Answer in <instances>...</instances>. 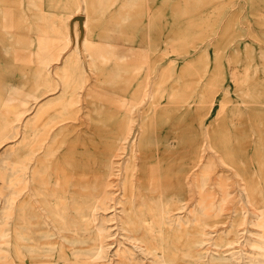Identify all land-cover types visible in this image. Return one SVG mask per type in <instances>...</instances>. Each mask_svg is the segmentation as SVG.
Wrapping results in <instances>:
<instances>
[{
	"label": "rangeland",
	"instance_id": "374dc122",
	"mask_svg": "<svg viewBox=\"0 0 264 264\" xmlns=\"http://www.w3.org/2000/svg\"><path fill=\"white\" fill-rule=\"evenodd\" d=\"M16 1L7 0L6 13H0L2 97L9 94L8 84L23 85L25 81V77L22 78L23 71L28 74L38 71L39 64L35 53L39 45V34L53 38L52 41L50 38L47 40L54 46L53 48L63 47L62 59L65 53L72 51L76 45L71 30L73 27L70 28L71 44L67 41V31L64 27L67 22L66 16L75 10L74 0H34V4L31 5L29 0ZM107 1L106 10L91 20L89 32L91 42L93 41L96 46L99 44L104 46L106 55L102 60L92 63L88 58L87 51L82 45L84 30L81 21L78 22V50L82 66L80 71L87 77L84 76L85 80L79 88L78 102L75 101L73 107L69 108H73L70 110L71 117L68 119L58 117V125L54 126L55 132L60 130V133H57L58 140L54 142L53 177L60 175L65 181L64 173L67 174L68 179L71 178V182L69 181L71 187L76 186L75 181H81L84 184L82 186L86 187L82 189L83 192L92 198V180L99 176L103 164L100 156L110 146L118 128L122 127L121 131H125L123 129L130 118H135L138 130V121L144 119L145 131L142 132L141 140L143 148L139 157V167L146 178L144 181H147L146 175L153 171L156 175H159V172L160 179L163 177L164 180L174 174L172 187L178 195L177 206H182L175 212L188 216L191 220L184 225L183 237L176 244L177 263L260 264L255 260H249V257L257 256L263 260L261 264H264V255L258 247V243L261 242L259 240L264 239V0ZM0 6L4 7L2 4ZM79 12L81 16L84 13L81 10ZM42 13L48 17L43 22L39 19ZM51 24L56 27L48 29ZM55 39L62 41L59 43L60 41ZM54 40L58 43L53 42ZM57 64H60V60ZM57 64L53 65L52 73L55 72ZM204 64L208 66L207 70ZM151 65L156 66L151 75L155 84L148 85L147 94L141 97L142 84L146 81ZM170 70L174 76L168 79L167 74ZM180 72L183 81L173 92L167 87L164 91L163 86L177 78ZM31 76L28 77L25 90L35 92L34 77ZM41 90L45 91L46 87H41ZM59 93L58 90L41 93L39 100L46 101ZM213 95L215 98L210 101ZM187 100L192 101L191 110L188 112L183 105ZM151 102H154L151 106H155L156 110L149 107ZM13 103L11 106L0 105V142L4 138L2 131L6 130L9 122H12L11 119L16 112L24 108L20 101ZM222 103L226 104L222 112H227L228 115L221 114V117L223 115L222 118L226 119L225 121L220 119V126L212 135L218 150L210 145L207 128L208 124L211 125L216 120ZM142 106L147 109L144 118L139 119L137 114ZM34 108L33 104L31 111L27 113L28 117ZM161 110L164 116L161 115ZM55 111L57 106L48 109L50 115ZM44 122L41 124L44 125ZM237 132L241 134H238V139ZM62 133L68 134L62 137ZM232 133L236 134L233 136ZM8 134V138L0 143V159L2 157L5 160L9 159L11 145L18 138L12 136L11 131ZM160 141L161 144L158 143ZM222 143L225 146L221 145ZM167 144L170 145L166 146ZM66 148H70L71 151ZM128 149L127 155L130 153V146ZM160 152L162 154H159ZM222 153L226 157H221ZM89 156H93V159ZM7 163L6 161L0 163V170H7L9 168ZM167 163L171 165H165ZM79 173H82V176ZM2 185L3 183H0V189ZM205 199L207 202L214 201L215 205H210L211 208L204 205ZM196 209L202 219L192 221ZM233 219H236L237 234L233 231L228 232ZM140 232L138 231L139 235ZM205 232H209L210 236L208 237ZM222 233L225 237L224 242L239 236L233 244L219 247L214 244V239ZM48 234H43L40 239V242L43 241L42 246H48L51 241L58 244L62 240L60 234L52 235L56 237L55 239ZM89 234L88 242L75 246L65 243V246L59 247L65 248L67 258L75 260L76 256L70 254L72 248L84 250L96 244V233H87ZM200 238L205 239L199 243ZM11 239V236L0 238V244L6 245L3 242ZM223 250L224 254L240 250L245 252L243 255L246 258L218 263L207 261L200 255L204 251L218 253ZM46 256L47 259L44 258ZM115 257L114 254L111 255V264H116L112 261ZM10 258L11 256L0 258V264H16ZM145 259L147 264H161L152 262L149 258ZM64 261L61 254L54 250L46 253L29 252L23 264H64ZM107 263L108 257L93 262Z\"/></svg>",
	"mask_w": 264,
	"mask_h": 264
},
{
	"label": "bare ground",
	"instance_id": "6f19581e",
	"mask_svg": "<svg viewBox=\"0 0 264 264\" xmlns=\"http://www.w3.org/2000/svg\"><path fill=\"white\" fill-rule=\"evenodd\" d=\"M6 1L7 0H0V5H4V7L0 6V9L2 8V10H0V13H6ZM34 2V0H29L30 5L34 4ZM74 2L75 10L70 12L66 16L67 22L64 26L67 31L66 38L68 42H70L71 38L70 28L73 27V29L71 28V30H73L72 33L74 35V41L76 43L73 50L70 52H66L65 57L62 59L61 54L63 53V47L61 49H59V47L56 49L53 48L54 46L52 44L50 45L49 41H47L50 37L47 38L48 35L39 34V45L35 53L38 59L37 63L39 64L37 69L38 71L33 74H28V72L23 71L22 78L25 77L23 85L17 86L16 84H8V96L2 97L0 95V105L6 106L14 104L13 102L20 101L24 106V108L16 112V115L11 119L12 122H9V125H7L8 127L6 128V130L2 131L4 138L1 139V142H3L4 139L8 138V132L10 131L12 132V136L18 138H16L14 143L11 145L9 151V159L5 160L4 157L0 159V163L6 161L9 165V168L7 170H0V183H3V185L1 186L2 188L0 189V219H5V221L2 219L3 221L0 222V238L5 239L6 237H12L11 241L6 240V242H3L6 243V245L0 244V258L11 256L10 259H12L13 262H15L16 264H23L24 259L29 252L46 253L54 252V250H57L58 253L61 254V256L65 259L64 264H93L94 261L102 257H108L107 264H111L110 259L111 255L113 254L116 257L112 259V261L116 262V264H147V259L145 258H149L152 262H158L161 264H178L176 260V244L183 237L182 230L184 225L190 223L191 220L188 216L175 212L176 209L182 208V206H177L178 195L176 192H174L172 187V177L174 174L172 175V177H169L170 175L167 176L164 180L163 177H161L160 179L161 174L159 172V175H156L154 173L155 171H153L146 175L148 178L147 181H144V179L146 178L143 177L142 171L140 170L141 168L139 167V157L140 150L141 148H143L141 143V140H143L142 132L145 131L143 115L145 114L147 107L142 106L137 114L139 119H143L138 121L139 129L136 130V124L134 122L135 118H130L129 122L123 129L125 131H121L122 127H119L117 130V135H115L111 140L110 146L107 148L105 153L100 156L102 157L103 164L99 171V176H97L98 179L96 177L92 180V198L83 192L82 189H85L86 187L82 186L84 184L81 181H75L76 186L71 187L69 185V181L71 182V178L68 179L67 174L65 175L64 173L65 181H63L60 175H57L56 178L53 177L55 175H53L52 172V169L54 170L53 167H55V165L52 166V157L54 156L55 152L54 142L57 139V133L60 131L57 130L55 132L54 126L58 125V117H62L61 119H68L71 117L70 110H72L73 108H69H71V106L75 104L74 102L77 101L80 95L79 88L82 87V84L85 80V75L82 73V71H80L82 66L80 64V51L78 50L79 21H81V26L84 30L82 45L84 47V50L87 51V56H89L88 58H90V61L92 63L94 61H100L106 55L104 46L102 44L96 46L93 41L91 42L89 32L91 20L93 21L98 17L97 15L102 14L106 10L108 1L91 0L90 2H87L86 0H74ZM38 5L40 4L38 3ZM79 10L84 12L82 16L81 14L79 15ZM39 19L43 22L46 21L48 17L46 14L42 13ZM55 27V25L51 24L48 29H54ZM55 40L53 42H56L59 39L56 41ZM61 41L59 43H61ZM63 42L65 41L63 40ZM205 56H207V54H205ZM59 60L60 64H57ZM54 64H57L55 67L56 70L54 73H52L51 71H53L52 68ZM203 66L206 70L208 69L207 65L204 64ZM155 68L156 66H149V72L147 74L146 81L142 84L143 90L141 91V97H144L147 94L148 85L155 84V81L151 76ZM7 73L9 72L7 71ZM31 75H33L34 77V79H32L36 87L35 92L25 90V85L28 84H26V82H28V77H32ZM173 76V71H168V79ZM234 76L236 77V75ZM182 81L183 75L182 72H180L177 78L173 79L166 86H163V90L165 91V87H167L170 92H173L177 85ZM43 86L46 87L45 91L41 90V87ZM53 90H58L60 92L59 95L53 98H49L46 101L39 100L41 93ZM214 98L215 95L211 96L210 101H213ZM201 100L202 98L199 101ZM191 102L192 101L187 100L183 104L187 112L191 110ZM153 103L154 102H151L149 107L152 108V110H156L157 108L155 106H151ZM33 104L35 108L30 114H28V117L27 113L31 111ZM94 104L96 105V103ZM56 106L57 111H55V113H51L50 115L48 109ZM225 107L226 104L222 103L220 106V111L217 115V117L219 118L217 119L216 117V120H214L211 125L208 124L207 128V133L210 136V145L218 150L219 148L215 146V144L217 145V143H215L216 140L214 142L212 135L216 132L218 126H220V119L224 117L223 115L221 117V114L224 113L222 111H224ZM87 110L89 111L88 108ZM168 113L170 114V112ZM226 113L224 114L228 115V113ZM239 113L241 114L240 111ZM162 114L163 111L161 112V115ZM165 115L167 116V114ZM242 116L243 115L241 114L240 117ZM225 119H223V121H225ZM42 121H45L44 125L41 124ZM82 121L84 123L83 119ZM68 124L69 123H67V125ZM223 125L226 126V124L224 123ZM68 130L66 132H68ZM137 131L138 133H136ZM78 132L79 131H77V133ZM139 132H141L140 136ZM65 134H63L62 137H64ZM233 134L236 133H232V135ZM238 134L240 133L237 132L236 136H238ZM236 138L238 139L239 136ZM158 143L161 144V141ZM84 144L86 145V143ZM169 145L167 144L166 146ZM221 145H223V143ZM129 146L130 153L129 155H127ZM70 148H66V150L71 151ZM66 150H64V152ZM80 153L81 155H83L82 151ZM159 154L162 153L160 152ZM223 156L226 157V155L224 154L221 157ZM84 157H86V154ZM168 161L169 160H167V162ZM160 162H162V160H160ZM168 164L170 163H167L165 165ZM162 170L164 172L163 167ZM55 172L57 171L55 170ZM185 182V184H187L186 180ZM4 185L5 187H3ZM5 188H7L6 191ZM225 195L223 196V198H225ZM248 196L250 197V193L248 194ZM204 205H207L211 208V206H214L215 203L214 201L207 202L205 199ZM201 219L202 217L200 213H198L197 209L194 210L192 221H198ZM138 231H141L142 234L140 232L139 235ZM230 231H233L236 234L238 233L236 219H233L231 221V226L228 232ZM90 232H92V234L94 232L96 233V244H92V247L84 250H81L80 248L78 249V247L76 249L74 247L72 248V252H70V254L72 253V255L74 254L76 256L75 260H70L69 258H67L65 254V248L60 249V247L65 246V243L70 244V246H75L80 243L88 242L90 241V234L87 235V233ZM45 233H49L48 235H51V237L55 236L56 234H60L62 240L58 242V244H56L55 241H51L48 246H42L41 243L43 241L41 240L40 242V239ZM205 233L208 234L209 232ZM207 236L209 237L210 235L208 234ZM238 236L239 235H237V237ZM237 237L224 242L223 239H225V237L222 233L214 239V244L219 247H221L222 245H231L237 241ZM204 239L205 238H200L198 242L200 243ZM259 241H261L258 243V247L260 248L259 251L262 253V255H264V239ZM234 247H236V245ZM205 252L206 251L201 252L200 255L204 256L207 261L211 260L218 263H222L226 260H233L235 258H246V256L243 255V253L245 252H240V250H232L230 253L225 254L223 253L225 252L224 250L219 251L218 253ZM44 258L47 259L48 257L46 256ZM249 260H255L260 264L261 261H263L260 260V258H258L257 256L249 257Z\"/></svg>",
	"mask_w": 264,
	"mask_h": 264
}]
</instances>
